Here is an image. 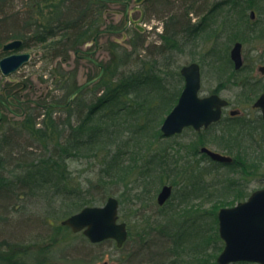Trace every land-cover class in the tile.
<instances>
[{"label": "rangeland", "instance_id": "374dc122", "mask_svg": "<svg viewBox=\"0 0 264 264\" xmlns=\"http://www.w3.org/2000/svg\"><path fill=\"white\" fill-rule=\"evenodd\" d=\"M26 1H6L4 13L7 16L3 13L1 18L13 20L10 19L5 28L9 36H3L4 31H0V42L22 35L12 33H24L21 31L24 28L29 36L33 29L29 25L32 17L45 18L53 10L52 4L62 0H48V5L42 3L36 16L33 10L29 13L22 8ZM224 1L156 0L150 4L143 20L144 31L138 32L139 38L136 36L137 46L124 35L102 34L98 38L100 49L92 57L104 66L102 84L118 72L121 60H128L129 64L122 66L120 71H144L142 65L145 63L144 68L150 70L151 78L154 77L140 88L142 96L134 101L133 109L124 112L136 128L148 123L145 130L142 128L143 139L140 140L138 133L126 131L122 136L127 144L118 143V139L110 149L120 154L124 165L130 162V154H142L140 166L144 168L137 167L136 172L127 177L131 181L128 187L108 182V179L104 184L99 176L100 169L105 167L103 156H99L100 160L86 153L87 157L72 156L65 162V173L73 187L83 189V193L89 191L82 196L83 200H92V205L100 206L110 195L119 199L120 218L127 222L130 230L125 245L118 247L114 240L93 243L82 232L75 233L63 226L62 220L74 210L73 204L79 205V199L64 203L55 183L42 187L36 185L37 182H29L16 197L3 198L0 202V264H211L216 259L225 245L219 233V209L233 206L247 199L253 191L264 188V120L261 111L253 106L264 93V74L259 69L264 65V0H258L256 10L250 8L243 15L241 10L233 9ZM190 5L193 9L188 14ZM253 11H261V15L255 13L251 17ZM182 19L186 24L181 27L178 21ZM165 23L171 32H165ZM231 24L233 28L230 29ZM186 26L190 34L185 31ZM164 33L168 36L177 33L173 36L177 47L171 49L174 46H170L167 53L153 54L160 49ZM236 41L243 43L245 68L241 70L235 69L230 56ZM44 46V43H36L27 50L32 53V59L21 69L28 76L29 84L36 87V94L45 95L44 103L52 101L53 97L67 98L68 91L71 94L101 70L93 61L77 56L75 50L59 59L46 56L39 59L36 55L47 51ZM82 48L94 50L95 42L90 40ZM192 61H198L202 67L201 94L219 91L230 100L232 108L242 110V117L240 121L219 122L203 135L186 128L180 134L164 136L161 125L184 87L180 70ZM95 84L97 82L73 100L70 112L78 116L75 123H79L80 116L86 115L94 92L101 90L97 86L92 88ZM55 114L60 121L67 118L66 112L55 110ZM228 114L227 110L225 117ZM20 124V120L8 114L0 125V137L7 132L25 139L20 135L25 133ZM138 140L140 144L136 145ZM202 146L232 155L236 163L215 162L201 151ZM36 153L41 152L37 150ZM159 158H163V165ZM1 161L0 157V171L6 177L19 175L25 179V169L16 170V162L13 165L7 162L15 160ZM148 170L151 172L147 175ZM140 173L144 174L139 179ZM165 184H173L174 189L166 204L159 205L157 197ZM173 233L176 234L174 239ZM178 243L180 247H176ZM151 251L158 254L151 256Z\"/></svg>", "mask_w": 264, "mask_h": 264}, {"label": "trees", "instance_id": "16d2710c", "mask_svg": "<svg viewBox=\"0 0 264 264\" xmlns=\"http://www.w3.org/2000/svg\"><path fill=\"white\" fill-rule=\"evenodd\" d=\"M257 2L258 0L224 1L225 4H230L233 9L236 8L241 10L242 15L250 8L251 10L255 9L258 6ZM7 4L8 3L5 0L0 2V7H2V9H0V31H4L3 35L8 32L5 29L8 26L7 22L10 19L13 20L12 18L9 20H7V18H1L2 14L5 12V5ZM79 4V1L72 4L71 8H69L70 10L68 11L69 14L63 21L58 20L55 22L51 19H42L41 23L33 25V29L27 37L34 43L43 42L45 44L44 48L47 51L44 53L47 58L54 59L59 56H65L67 55L69 48L75 44L77 40L89 37V35H87V31L85 30L81 31V33L76 31V21H78L79 17L83 14L82 7H79ZM192 8V6L187 8L188 14ZM260 12L261 11L256 13ZM4 15L7 16L5 13ZM242 15H240V18H242ZM178 23L181 27L186 24L184 19L179 20ZM13 26L15 25L13 24ZM164 27L166 32H171L168 29L169 26L164 24ZM229 28H233V25L231 24ZM59 30H63V35L60 38H54V36L59 34ZM174 30L172 29V31ZM185 31L189 33L190 28L186 26ZM188 33L186 34L188 35ZM176 34L177 33H173L170 36L166 33L161 34L162 45L160 46V49L154 51L153 54H161L163 52L167 53L166 51L170 49V46H174L171 49H175L177 47V42L173 36H176ZM14 38L16 37L14 36ZM126 64H129L128 60L119 61V68L117 67L118 70H116V72H118L116 74H111L110 77L106 78V82L104 84H102V80H100L97 82V85L95 84V86L92 87L96 88L97 86L101 90L94 92L95 96L92 99V104H90L87 108L85 113L86 115L80 116L79 123H75L74 121L75 117H78L76 112H70L72 104L66 108L47 107L43 109V113H40V115L43 114V119L41 120V125L39 127L37 126V122L30 124L28 121H23L20 124L25 131V133H20V135L25 136L26 140L20 137H15V135L9 133H5L0 138V157L2 161L15 160L7 162L9 165H13V163L16 162L14 165L16 170H19L20 168L26 170L25 179H23V176L21 177L19 175L6 177V175H4L5 173L0 171V202H2L3 198L10 199L13 196L16 197L22 188L29 186V182H37L36 185L41 186L52 182L51 184L55 183L58 191L60 189V193L62 194H59L63 197V199H61L62 202L67 203L70 202L71 199H74L75 201L79 199V205L75 206L73 204L72 206L74 210L70 212L69 215L75 213L78 209L85 205H92V200L90 202L89 200L82 199L84 198L82 196L89 193V191L83 193V189L75 186L73 187L70 177L65 173V162L68 158L72 156H80V158L87 157L86 153L93 155V158L95 159L99 156L104 157L105 161H103L105 162V167L100 169L99 175L104 184L108 179V182L114 184L122 183L127 187L129 186L131 181L128 180L127 177L137 170V167L141 169L144 168L140 166L142 154L138 152H135V155L130 154V162L124 165V161H122L123 158L121 159L119 157L120 154L116 151L112 153V150L110 149L116 145L114 143L118 139V143L122 142L127 144V141L124 140L122 136V134L126 131H130L133 134L138 133L137 136L140 140L143 139L144 134L142 135V133L148 123L144 126L139 124L138 128H136L132 120L124 115V112L128 109H133L134 101H137V98L142 96L140 88L148 82H152L154 77L151 78L153 75H151L152 73L150 70L144 68L146 67L145 63L142 65V69H145L144 71L141 70L139 72L129 73H125L123 70L120 71V68H122V66H126ZM152 66H155V63H153ZM244 68L245 66L243 69ZM241 84L245 86L244 83ZM69 94L70 91L66 93V96L68 97ZM66 99L67 98L65 97L62 100L52 99V101L64 102ZM147 109H149L148 106L145 107V111H147ZM55 110L66 112L67 118L63 121L58 120ZM142 128H144V130ZM159 131L157 134L161 135ZM130 138L136 139V137ZM21 139L24 140L26 144H23ZM140 140H138L135 144L139 145ZM37 150H40L41 153L37 154ZM126 153L127 151L125 150L124 156ZM159 159H161L159 160L160 165H163L161 164L163 162V158ZM26 161L32 162L29 164L26 163ZM1 169L2 166L0 165V170ZM61 172L64 173L59 174ZM150 172L151 170H148L147 175ZM143 174L144 173H140V176L137 178L140 179ZM142 177L144 178L146 176ZM104 184L103 186H105ZM80 199L82 201H80ZM172 236L174 239L176 234L173 233ZM173 242L176 243L177 241L173 240ZM176 247H180V244L178 243ZM173 252L175 251L173 250ZM157 254L158 252L151 251V256H155ZM211 264H217L216 259H214Z\"/></svg>", "mask_w": 264, "mask_h": 264}, {"label": "water", "instance_id": "95a60500", "mask_svg": "<svg viewBox=\"0 0 264 264\" xmlns=\"http://www.w3.org/2000/svg\"><path fill=\"white\" fill-rule=\"evenodd\" d=\"M252 17H254V12H252ZM20 43V40L10 41L4 45V50H13ZM242 49L243 44L240 41H237L231 49V58L236 69H240L244 63ZM30 57V53L11 54L0 61V67L8 75L18 70ZM92 60L98 64L96 60ZM100 67L99 74L73 91L67 102L50 103L49 105L69 106L81 92L102 78L104 66ZM260 70L264 73V66H260ZM181 73L185 78V86L178 103L161 126L165 135L182 132L187 126H193L197 130L208 127L220 120L223 108L229 104V101L218 93L206 96L200 94L202 78L201 65L198 62L184 65ZM254 106L261 108L264 118V93L257 98ZM202 151L214 160L225 163L233 161V157L206 146L202 148ZM172 188V185L163 186L158 196L160 204H164L170 197ZM218 217L219 232L225 241V247L217 259L218 264L239 261L264 264V188L255 190L246 201L239 202L235 206L220 208ZM62 224L70 227L74 232L82 231L94 243L114 239L118 247H121L128 238L127 223L119 221V200L115 196H110L104 205L83 207L80 211L65 218ZM102 264H107V262Z\"/></svg>", "mask_w": 264, "mask_h": 264}, {"label": "flooded vegetation", "instance_id": "af4514ba", "mask_svg": "<svg viewBox=\"0 0 264 264\" xmlns=\"http://www.w3.org/2000/svg\"><path fill=\"white\" fill-rule=\"evenodd\" d=\"M6 1L9 2L10 0H6ZM46 1L48 0H27L22 8L28 9L27 12L29 13L30 11L33 10V15L36 16L38 12L37 9H40L39 7H43L44 4L45 5L49 4V2L47 3ZM77 1H79L80 3L79 7H82L83 14L79 17V20L76 21V25H77L76 31H79L81 33V31L85 30L87 31L88 33L87 35H89V37H87L86 39L81 38L77 40V42L69 48L68 53L75 50V54L80 58H87L88 60L93 61L92 59L94 58L92 56L95 53H97L100 49L98 38L102 34L128 36L125 39H127V41H131L132 45L137 46L138 45L137 41L139 38L138 32L144 31V27H142L143 20L147 17L150 4H154V1L156 0H62L60 3L52 4L53 10L51 11V13H49V15H47L43 19L46 20L51 19L55 22H57L58 20L61 21L65 20V18L68 15L67 10H69L72 4H74ZM190 1L193 2L194 0H190ZM191 6L193 7V5H190L189 7ZM41 20L42 19H39L38 17L36 19L32 18L29 22V25L33 26L37 23H41ZM194 26H198V25L195 24ZM21 31H24V33H12L13 35L22 34L19 35L20 37L8 38V40H2V42H0V61L4 57L12 53L28 52L27 50H29L31 47H33L34 44L37 43V42L34 43L31 39L27 37L28 35L27 33H25L26 32L25 28L21 29ZM62 32L63 30H59V34H61ZM93 34L94 36L92 37ZM9 35L5 34L3 36H9ZM136 36H138V38ZM14 40H20L21 43L18 44L15 47V49H13V51L8 52L4 50V45ZM90 40H93L95 42V49L91 51H85L82 48V46L90 42ZM39 43L42 44L43 42H39ZM36 56L37 58L41 59L42 57L44 58V56L46 55H44V52L42 51V55L38 53ZM66 56L67 55H65V57ZM59 58L60 56L57 57L56 59ZM31 59L29 60V62L31 61ZM25 65H23L22 67H20V69H18L16 72L10 75H5L0 67V125L1 123L6 121V119L8 118V114L14 116L15 120H20L21 123L23 121H28L30 122V124H33L34 122L40 124L39 122V120L41 119L40 113L45 108L44 105H46V103L42 102V99L45 97V95L43 93L36 94L37 92L36 87H33L32 84H29L27 80L28 76L25 73H22L23 71L21 70ZM212 93L220 94L219 91L214 90L206 95H210ZM53 99H58V98L53 97ZM228 101L229 104L223 108L222 118L219 121L220 123L225 120L240 121L238 119L242 117L243 114L242 110L232 108L230 100ZM256 109L260 110V108H256ZM227 110L229 111V114L227 117H225ZM233 111H236V113H233ZM214 125L215 124H213L212 126ZM208 128H203L201 130H196L194 128L192 129L195 130L196 134L203 135V133L205 132L207 133V131L209 130ZM203 147L205 146H202L201 149ZM235 163L236 160L232 162V164Z\"/></svg>", "mask_w": 264, "mask_h": 264}, {"label": "bare ground", "instance_id": "6f19581e", "mask_svg": "<svg viewBox=\"0 0 264 264\" xmlns=\"http://www.w3.org/2000/svg\"><path fill=\"white\" fill-rule=\"evenodd\" d=\"M2 206V205H1Z\"/></svg>", "mask_w": 264, "mask_h": 264}]
</instances>
